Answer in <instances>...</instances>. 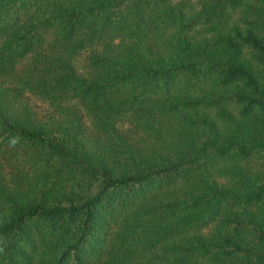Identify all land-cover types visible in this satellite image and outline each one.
<instances>
[{"label": "trees", "instance_id": "1", "mask_svg": "<svg viewBox=\"0 0 264 264\" xmlns=\"http://www.w3.org/2000/svg\"><path fill=\"white\" fill-rule=\"evenodd\" d=\"M0 264H264V0H0Z\"/></svg>", "mask_w": 264, "mask_h": 264}, {"label": "rangeland", "instance_id": "2", "mask_svg": "<svg viewBox=\"0 0 264 264\" xmlns=\"http://www.w3.org/2000/svg\"><path fill=\"white\" fill-rule=\"evenodd\" d=\"M30 101L35 103L36 107H42L43 104H41L38 100H36L35 98H30Z\"/></svg>", "mask_w": 264, "mask_h": 264}]
</instances>
